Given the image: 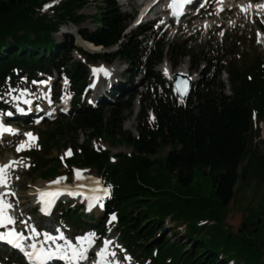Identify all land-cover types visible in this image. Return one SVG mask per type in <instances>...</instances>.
<instances>
[{
	"label": "trees",
	"instance_id": "obj_1",
	"mask_svg": "<svg viewBox=\"0 0 264 264\" xmlns=\"http://www.w3.org/2000/svg\"><path fill=\"white\" fill-rule=\"evenodd\" d=\"M46 1L0 0V93L9 81L17 83L52 71L66 74L72 93L70 111L58 115L43 132L42 150L31 153L29 175L48 179L70 175L72 167L95 169L108 188L104 221L94 219L99 223L95 231L103 232L106 217L115 214L120 243L134 259L149 264H236L214 251L197 226L207 216L213 217L217 221L209 227L226 238L223 209L239 186L264 181V60L256 58L247 67L225 60L224 54L205 60L204 48L195 54L197 49L190 48L188 38L167 42L162 37L147 48L138 37L150 27L143 25L125 35L134 14L122 11L118 0H102L103 7L91 19L94 29L78 31L89 43L105 50L117 46L116 50L89 54L71 35L54 39L62 24L84 21L79 10L89 0H52L56 4L48 9ZM48 12L54 14V21L47 18ZM229 38V47L238 50L239 40ZM74 50L87 63L123 61L130 81L141 75L144 90L139 93L134 88L122 102L87 106L81 94L89 79L88 68L73 59ZM166 56L173 66L179 58L188 57L190 68L200 70L185 105L179 104L171 84L155 70ZM222 72L227 73L230 94L224 92ZM138 95L140 110L133 136L122 130V124ZM78 132L85 134L81 144ZM93 140L126 145L131 152L112 161L108 150L92 146ZM63 146L72 155L51 158L52 150ZM167 147L169 151L159 157ZM205 187L210 197L203 193ZM56 213L76 229L87 223L78 208L60 206ZM167 217L185 222L183 235L191 241L190 247L175 237V231L170 232L173 240L164 234ZM250 217L240 227L246 233L251 232ZM254 232L262 233L259 227Z\"/></svg>",
	"mask_w": 264,
	"mask_h": 264
},
{
	"label": "rangeland",
	"instance_id": "obj_2",
	"mask_svg": "<svg viewBox=\"0 0 264 264\" xmlns=\"http://www.w3.org/2000/svg\"><path fill=\"white\" fill-rule=\"evenodd\" d=\"M217 1L218 0H213L208 10L200 12L195 10L194 14L189 17V19H184L179 26H173L170 28L166 27L165 30H159L160 34L162 33L167 42L174 41L175 39H178V37L183 35L184 36L182 38L188 36L192 40L196 39L195 42L191 43L190 48L197 49L195 50V54H197L199 50H202L204 48V52H206V54L203 55L205 60H213L215 56H223L224 54L225 60H234L240 67H247L251 65L256 58L264 60V45L258 43V30L254 26V23H257V25L261 27L260 22H264V20L260 18L259 22V20H256V17L247 16L246 14L241 13L236 8L232 10L227 8L222 13L217 15V11L215 9ZM50 2L52 1H46V3ZM118 2L122 11L129 12L130 14H135L134 19H132L130 23V28L127 30V32H131V30L137 25L138 14L143 7V1L118 0ZM102 7V0L87 1L85 5L79 10V13H81L85 17L84 21L79 25H74L72 23L62 24L59 31L54 35V39L56 41H59L64 34H68L73 36V38H75L74 43L80 46V36L78 31L93 30L95 25H93L91 21L92 16H94L97 10ZM47 18L53 21L56 19L53 13H48ZM207 18L210 19L209 22L211 23V25L210 27L203 28L201 22ZM155 27H153L151 33L157 34L158 32L157 30H155ZM227 37H233L236 40H239V43H237L238 50L233 47H229L230 39H228L227 41L228 44L225 45V40ZM149 43L150 42L148 41V45ZM99 53L101 54L102 51ZM72 56L74 60L86 63L81 54H79L78 52L74 51L72 53ZM178 60L179 62L176 67H179L183 63L187 69L188 75L195 76L197 79L199 78V75L195 71V69L190 68V60L188 57H181ZM163 63L169 66L172 71L173 69H175V67L173 68V66L171 65V62L169 61V58L167 56L165 57ZM163 63L157 65L155 67V70L165 78L164 74L160 70L161 68H163L161 67ZM93 66L99 69L103 67L106 70H109L107 71V75L104 74V76L100 77L97 84L94 82L92 84L90 83V90H93L94 88H96V86H100L101 82L121 81L122 72L124 73L123 77L127 78V65L121 60L116 59L109 64L102 62V60H99ZM61 77L62 75L58 74L54 75L50 79L44 78L39 82L33 83L24 80L22 84H19L21 86H17L14 89L5 91V95L3 96L0 95V101L10 107H18L19 103L23 102V99L26 96L30 95V97L35 98L44 106L51 105L52 107L50 108V112L55 113V106L59 105V107H61V101L58 100V104H55L52 100V96L57 88V85H60L61 89L64 90L65 81ZM226 78L227 74L222 73L220 79L226 82ZM122 81L123 84L126 85L123 91V93H125V91H128V89H130L129 79H124ZM136 84L137 78L134 79V85ZM105 86L107 87V84L104 85V87ZM30 88H32L33 91H28ZM135 88L139 91L142 89L140 85L135 86ZM224 92L226 94H229L230 90L225 87ZM63 93L64 94L61 96V99L64 97L65 93L67 94V92ZM92 94L94 93L92 92L91 95ZM91 95H89L88 97L90 98ZM110 96L111 95L109 94H105L103 96V99L110 100L113 103H116L122 102L126 98V95L124 94L114 97L113 100L110 98ZM131 106L132 113L127 118H125L122 124V130L125 132H130L133 136H135V128L137 124L136 119L133 128H127L126 121L131 118L134 111L138 112L140 110V103L136 99L131 102ZM1 110L2 109H0V114H2ZM124 112L128 113V110H125ZM52 123L53 118H46L45 120L38 123V125H34L31 122L22 124L20 123L15 127L16 131L14 140L12 142L2 141L0 143V164H3L6 161L17 162L15 166H10L7 170V178L10 182L6 195V198L8 200L7 203L15 206V214L20 216L28 215L27 217L29 219V222L32 224L42 225L44 223L43 220H40L38 218L33 209L35 191L38 188H41L40 186L43 187V185H47L50 180L58 179L59 176H54L49 179H42L36 174L30 176V169L27 168L28 164L31 163L28 150H30L31 148H36V150H38L40 148V144L42 143L43 145V132L48 127H50ZM261 128L264 139V124L261 125ZM24 133H31L35 137V140H31V138L25 136ZM77 134V142L78 144H81L85 139V134L81 132H78ZM27 140L30 146L24 147L21 151H17V146L20 145L22 141H26L27 143ZM63 142L64 140L61 143ZM92 146L97 149H107L112 156H117L119 154H129L131 152V148L126 145H111L108 142L101 140H93ZM64 148L65 146H63L59 151L53 149L51 152V158L60 157L63 155V153L65 154ZM169 149L170 148L168 147L163 149L159 153V157H162L169 151ZM75 170H81L79 178L72 175L69 180H67L66 177H64L63 180L67 182L81 180L86 183H93L99 179V176L95 169L81 168ZM75 170L74 173H76ZM209 191V187H205L203 193L206 196L210 197ZM164 199L165 198H162V200ZM70 207H72V205ZM223 213L225 215L224 221L221 225L225 228V234L227 237L225 238L224 235L215 232L212 227H209V224L216 222L217 219L207 216V218L201 220L200 225L197 226V231L203 236L205 242L207 244H210V246H212L214 251H216L218 254L224 257L231 258V261L236 264H264L262 263L264 260V181L260 182L258 186L256 180H252L249 185L239 186V189L235 192L233 199L229 202L227 207L223 209ZM82 214L84 215V213ZM100 215L101 212L98 211V213L93 214V217L97 218ZM248 216H251L249 218L248 225V228L251 232L246 233V230L240 229V227L242 226L245 218ZM22 221L23 220H21V222ZM45 223L47 225L55 224V226L60 230H64L68 233H71L72 235L76 231L74 226L66 224L61 219H59L56 214L47 219ZM164 223V234L167 237H169L171 240H173L175 237L179 238L181 241H184L188 247L191 246V241L184 239V221L171 219L169 220L167 218ZM90 224L89 226L95 225V223ZM87 226L88 225H86L85 227L87 228ZM202 226H204V228L200 229ZM258 227L262 231L261 234H256V232H254V228ZM89 229V233L92 234L91 228ZM104 230V238L100 240V245L98 243L97 247L94 249L95 252L101 251V249H104L105 252V242L111 241V244L109 245L107 249L108 251L106 253L116 251L117 254L115 258L117 261H120V264H143L137 263L127 256L123 248L118 243L117 230L114 229V226H112V224H106ZM173 231H175V237L170 233ZM0 262L4 264H17L9 259L7 253L0 257Z\"/></svg>",
	"mask_w": 264,
	"mask_h": 264
},
{
	"label": "snow or ice",
	"instance_id": "obj_3",
	"mask_svg": "<svg viewBox=\"0 0 264 264\" xmlns=\"http://www.w3.org/2000/svg\"><path fill=\"white\" fill-rule=\"evenodd\" d=\"M184 2L185 0H171V3H169L168 7L172 9V14L174 16H179L180 14H182L181 9H182ZM250 6L251 5H249V7ZM47 7H50V5H45V8ZM256 7H264V5H257ZM241 10H245L244 6H241ZM99 71H103L105 75L108 74L107 70L103 69L102 67L99 69ZM165 71H167V69H165ZM152 119H155V118L152 117ZM0 131L13 132L14 130L12 128H5L2 124H0ZM24 135L27 137H30L31 140L33 141L35 140V137L31 133H24ZM28 146L30 145L22 141L21 144L17 146V151H21L24 147H28ZM66 155H71L70 149L67 151ZM61 159H63V157H61ZM16 163H17L16 161H10L8 164L0 165V185H4L5 187L7 186V170L9 169L10 166H15ZM75 171L77 173V177L79 178L81 170H75ZM59 179L63 180L64 177H61ZM57 182L58 181H53V183H57ZM97 183H99V181H97ZM103 191L107 192L108 189H104ZM97 202H99V200H97ZM10 207L11 205L6 204L5 201L3 200L2 195H0V224H12L14 222L13 217L6 213V209ZM113 219H115V214H113ZM45 235L48 239H54V237L48 235L47 233H45ZM92 235L94 234L90 233L87 236L79 237V239L81 241H87L90 244L92 242L90 239ZM21 238H22V234L15 230H10L7 233H0V241H5L7 243L13 244L17 248H22V245L19 242ZM61 238L63 237L61 236ZM105 243L107 244L109 242L106 241ZM32 247L33 249H35L36 245H32ZM68 247L71 249L72 255L68 256L66 253H64L63 255L64 259H70V260L75 261V260L85 258L84 251H78L77 249L72 248L71 244H69ZM61 251L62 250L58 249L57 252L53 253V252H48L44 249H40L38 252L34 251L32 253H28L27 255L30 258H35L39 262V264H44L46 260L51 259L53 255L60 254ZM103 254H104V249H101V251L97 253V255H101V256H103Z\"/></svg>",
	"mask_w": 264,
	"mask_h": 264
},
{
	"label": "bare ground",
	"instance_id": "obj_4",
	"mask_svg": "<svg viewBox=\"0 0 264 264\" xmlns=\"http://www.w3.org/2000/svg\"><path fill=\"white\" fill-rule=\"evenodd\" d=\"M142 1H143V8L139 14V18H141V19H143L144 17L151 14L152 11L154 10L155 6H157L158 4H162L161 7L166 8V6L168 5V2H169V0H142ZM249 5H251V6L249 7ZM257 5H264V1L252 3L250 0H218L217 4L215 6V9L217 11L216 12L217 15L220 14V12L223 11L225 8H228V9L236 8L241 13L243 12L245 14L264 16V7H256ZM241 6H244L245 10H241ZM209 20L210 19L207 18L201 22V25L203 28L210 27L211 23L209 22ZM257 40H258L259 44L264 45V33L263 32H260L257 35ZM79 43H80V46L82 48H84L85 50L92 51V52L101 51V47L95 46L92 43H89L88 41H85L83 39H80ZM161 67H163V68H161L160 70L164 74V76L167 80H172L174 73H187V69L183 63L179 67H175V69H173V71L169 68V66H167L165 64L162 65ZM165 69H167V71H165ZM190 78L195 79V76L190 75ZM135 116H136V111H134L131 118L128 121H126V127L127 128H133V126L135 125ZM8 162L9 161H6L3 164H8ZM9 183L10 182L7 178V186L5 187L4 185H0V195H2L3 198H5L7 195L6 190L8 189ZM40 187L41 188H38L35 191V196L39 190L47 187V185L46 186L43 185V187L42 186H40ZM110 256L111 255L105 256V259L110 258ZM112 261H111V263H112Z\"/></svg>",
	"mask_w": 264,
	"mask_h": 264
},
{
	"label": "water",
	"instance_id": "obj_5",
	"mask_svg": "<svg viewBox=\"0 0 264 264\" xmlns=\"http://www.w3.org/2000/svg\"><path fill=\"white\" fill-rule=\"evenodd\" d=\"M189 82L190 80L186 76L182 74H175L173 85L181 99H185L187 96Z\"/></svg>",
	"mask_w": 264,
	"mask_h": 264
}]
</instances>
